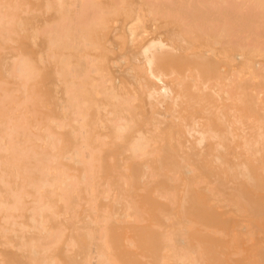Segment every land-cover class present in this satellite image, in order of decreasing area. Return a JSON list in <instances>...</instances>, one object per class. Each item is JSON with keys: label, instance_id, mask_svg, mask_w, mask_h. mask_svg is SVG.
<instances>
[{"label": "bare ground", "instance_id": "1", "mask_svg": "<svg viewBox=\"0 0 264 264\" xmlns=\"http://www.w3.org/2000/svg\"><path fill=\"white\" fill-rule=\"evenodd\" d=\"M0 264H264V0H0Z\"/></svg>", "mask_w": 264, "mask_h": 264}]
</instances>
